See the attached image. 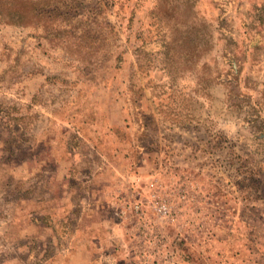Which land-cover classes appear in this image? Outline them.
<instances>
[{"label":"rangeland","instance_id":"374dc122","mask_svg":"<svg viewBox=\"0 0 264 264\" xmlns=\"http://www.w3.org/2000/svg\"><path fill=\"white\" fill-rule=\"evenodd\" d=\"M24 7L0 19V264H264V0Z\"/></svg>","mask_w":264,"mask_h":264},{"label":"trees","instance_id":"16d2710c","mask_svg":"<svg viewBox=\"0 0 264 264\" xmlns=\"http://www.w3.org/2000/svg\"><path fill=\"white\" fill-rule=\"evenodd\" d=\"M25 3L26 0H0V19L7 23L23 25L31 18H37L41 13L38 7H32L34 12H29L24 7Z\"/></svg>","mask_w":264,"mask_h":264},{"label":"built area","instance_id":"2783aa9c","mask_svg":"<svg viewBox=\"0 0 264 264\" xmlns=\"http://www.w3.org/2000/svg\"><path fill=\"white\" fill-rule=\"evenodd\" d=\"M137 208H140L139 205H136ZM156 211L159 214L166 215L171 212L170 206L166 202H162L161 204H158L155 206Z\"/></svg>","mask_w":264,"mask_h":264},{"label":"crops","instance_id":"0c3cea01","mask_svg":"<svg viewBox=\"0 0 264 264\" xmlns=\"http://www.w3.org/2000/svg\"><path fill=\"white\" fill-rule=\"evenodd\" d=\"M88 250H89V249H88ZM89 252H90V253H89ZM88 253L91 254V256H92V252H91V251H88ZM91 259H92V258H91ZM91 262H92V260H91Z\"/></svg>","mask_w":264,"mask_h":264}]
</instances>
